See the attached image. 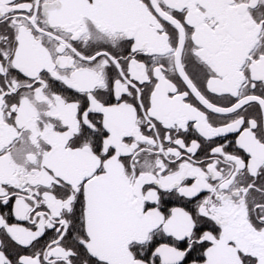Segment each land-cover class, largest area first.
I'll return each mask as SVG.
<instances>
[{
  "label": "snow or ice",
  "instance_id": "snow-or-ice-1",
  "mask_svg": "<svg viewBox=\"0 0 264 264\" xmlns=\"http://www.w3.org/2000/svg\"><path fill=\"white\" fill-rule=\"evenodd\" d=\"M0 264H264V0H0Z\"/></svg>",
  "mask_w": 264,
  "mask_h": 264
}]
</instances>
